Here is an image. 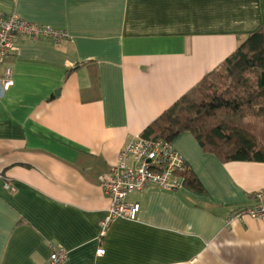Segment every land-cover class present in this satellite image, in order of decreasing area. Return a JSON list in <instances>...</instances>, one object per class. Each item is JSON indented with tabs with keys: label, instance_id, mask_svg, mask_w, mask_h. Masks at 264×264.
<instances>
[{
	"label": "crops",
	"instance_id": "crops-1",
	"mask_svg": "<svg viewBox=\"0 0 264 264\" xmlns=\"http://www.w3.org/2000/svg\"><path fill=\"white\" fill-rule=\"evenodd\" d=\"M1 13L68 37L17 36L5 59L14 83H0V264H44L52 246L65 264H264L263 222L228 221L258 204L264 162L221 161L191 132L171 143L204 191L183 180L131 193L137 219L101 235L102 175L264 26V0H0Z\"/></svg>",
	"mask_w": 264,
	"mask_h": 264
},
{
	"label": "trees",
	"instance_id": "trees-1",
	"mask_svg": "<svg viewBox=\"0 0 264 264\" xmlns=\"http://www.w3.org/2000/svg\"><path fill=\"white\" fill-rule=\"evenodd\" d=\"M191 132L205 152L221 161L264 162V26L188 93L166 109L141 134L172 141ZM186 187L204 191L186 164Z\"/></svg>",
	"mask_w": 264,
	"mask_h": 264
},
{
	"label": "built area",
	"instance_id": "built-area-1",
	"mask_svg": "<svg viewBox=\"0 0 264 264\" xmlns=\"http://www.w3.org/2000/svg\"><path fill=\"white\" fill-rule=\"evenodd\" d=\"M17 36L48 39L60 43L68 34L62 29L31 22L16 14L1 13L0 83L3 92L8 91L14 83L13 69L5 65V59L16 50ZM185 167V159L170 141H154L139 136L123 149L112 170L101 177V186L110 198L107 212L101 220V235L106 234L107 228L117 218L137 219L140 204L128 200L131 193L143 191L151 185L162 189L178 188L183 183L181 172ZM255 198L258 200L256 206L238 210L229 216L228 221L250 216L264 224V188L256 192ZM103 252V248L98 250V253ZM68 259L66 250L52 246L50 256L44 264H65Z\"/></svg>",
	"mask_w": 264,
	"mask_h": 264
}]
</instances>
